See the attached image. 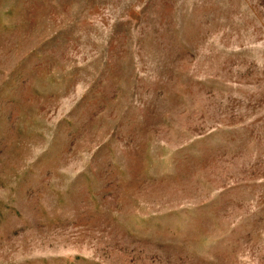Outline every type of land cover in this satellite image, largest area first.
Here are the masks:
<instances>
[{
    "label": "rangeland",
    "instance_id": "1",
    "mask_svg": "<svg viewBox=\"0 0 264 264\" xmlns=\"http://www.w3.org/2000/svg\"><path fill=\"white\" fill-rule=\"evenodd\" d=\"M0 264H264V0H0Z\"/></svg>",
    "mask_w": 264,
    "mask_h": 264
}]
</instances>
